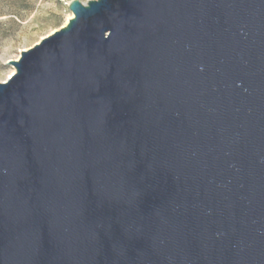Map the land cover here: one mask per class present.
Listing matches in <instances>:
<instances>
[{
	"label": "water",
	"instance_id": "obj_1",
	"mask_svg": "<svg viewBox=\"0 0 264 264\" xmlns=\"http://www.w3.org/2000/svg\"><path fill=\"white\" fill-rule=\"evenodd\" d=\"M0 81V264H264V0H71Z\"/></svg>",
	"mask_w": 264,
	"mask_h": 264
},
{
	"label": "rangeland",
	"instance_id": "obj_2",
	"mask_svg": "<svg viewBox=\"0 0 264 264\" xmlns=\"http://www.w3.org/2000/svg\"><path fill=\"white\" fill-rule=\"evenodd\" d=\"M70 1L0 0V81L15 69L9 60L64 25L72 13Z\"/></svg>",
	"mask_w": 264,
	"mask_h": 264
},
{
	"label": "bare ground",
	"instance_id": "obj_3",
	"mask_svg": "<svg viewBox=\"0 0 264 264\" xmlns=\"http://www.w3.org/2000/svg\"><path fill=\"white\" fill-rule=\"evenodd\" d=\"M73 16V12L69 15V17L67 18V20H66V22L64 23V25L68 22V20L71 18ZM14 72H15V69H13V71L8 75V77H10V76H12L13 74H14ZM7 77V78H8ZM6 78V79H7Z\"/></svg>",
	"mask_w": 264,
	"mask_h": 264
}]
</instances>
